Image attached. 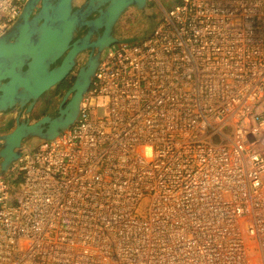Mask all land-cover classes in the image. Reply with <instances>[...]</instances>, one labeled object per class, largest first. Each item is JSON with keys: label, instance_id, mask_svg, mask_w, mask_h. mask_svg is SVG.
I'll list each match as a JSON object with an SVG mask.
<instances>
[{"label": "built area", "instance_id": "2783aa9c", "mask_svg": "<svg viewBox=\"0 0 264 264\" xmlns=\"http://www.w3.org/2000/svg\"><path fill=\"white\" fill-rule=\"evenodd\" d=\"M11 171L0 264H264V0H179Z\"/></svg>", "mask_w": 264, "mask_h": 264}, {"label": "water", "instance_id": "95a60500", "mask_svg": "<svg viewBox=\"0 0 264 264\" xmlns=\"http://www.w3.org/2000/svg\"><path fill=\"white\" fill-rule=\"evenodd\" d=\"M150 0H28L20 19L0 38V117L27 106V115L45 94L65 80L88 50L91 55L65 96L71 97L59 117L35 124L18 118L16 127L0 136V178L35 146L53 141L76 122L82 101L107 51L115 45L135 44L143 36L119 38L117 27L130 9L145 13ZM153 15V16H152ZM155 15V16H154ZM153 21L156 14H151ZM87 29L81 38H76Z\"/></svg>", "mask_w": 264, "mask_h": 264}, {"label": "rangeland", "instance_id": "374dc122", "mask_svg": "<svg viewBox=\"0 0 264 264\" xmlns=\"http://www.w3.org/2000/svg\"><path fill=\"white\" fill-rule=\"evenodd\" d=\"M85 1L86 0H76V4L80 6ZM178 1L179 0H150L149 8L145 13H138L134 8L130 9L118 24L116 31L117 37L126 38L145 35L152 22L158 24L164 16L165 11L173 7ZM151 14H156L157 19L153 21V17L150 16ZM82 60L83 57L80 58L79 63H82ZM15 112V110L10 111L9 113H4V115L0 117V136L11 132L15 128V125L7 124L6 120V118H11ZM37 147L38 146H35L32 151L36 150ZM5 178L13 179L15 178V173L11 171Z\"/></svg>", "mask_w": 264, "mask_h": 264}, {"label": "flooded vegetation", "instance_id": "af4514ba", "mask_svg": "<svg viewBox=\"0 0 264 264\" xmlns=\"http://www.w3.org/2000/svg\"><path fill=\"white\" fill-rule=\"evenodd\" d=\"M87 31H88L87 29H84V31L76 38V40L84 36L87 33ZM90 55H91L90 50L85 52L82 56L83 57V60L81 61L82 63H78L77 66L74 68V70L71 72V74L65 80H63L60 84H58L56 87L51 89L50 96H47V94L43 95L35 104V107L33 108V110L29 115H27V106L24 109H20L16 107L10 110V111L15 110L16 112L11 118H6L7 124L9 123L13 126L15 125L16 127L18 118L21 121L24 118H27L30 124H35L46 117H52V118L59 117L60 109L61 108L65 109L67 104L71 101V97H69V99H67V101L64 103V98L70 92V90H72L81 68L86 65ZM10 111L6 113H9Z\"/></svg>", "mask_w": 264, "mask_h": 264}]
</instances>
